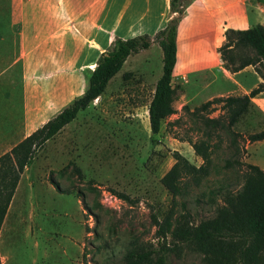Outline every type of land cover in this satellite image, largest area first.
I'll list each match as a JSON object with an SVG mask.
<instances>
[{
  "label": "rangeland",
  "instance_id": "374dc122",
  "mask_svg": "<svg viewBox=\"0 0 264 264\" xmlns=\"http://www.w3.org/2000/svg\"><path fill=\"white\" fill-rule=\"evenodd\" d=\"M24 8L22 4L12 10L16 18L10 25V29H16L12 38L6 33L5 26H9L2 16L8 8L0 5L2 94L4 98L17 96L23 83L29 92L33 79L45 82V78H62L60 100L65 105L83 91L100 45H109L103 41L99 45L98 41L107 42L108 38L97 35L96 44L91 45L93 42L85 36L87 21H50L46 31L24 30L23 16L19 17ZM32 8L37 14L40 6ZM40 23L45 25L35 21L33 28ZM112 24L114 30L116 22ZM11 47L17 65L7 73L5 53L10 48L11 54ZM204 52L206 59L211 57ZM22 59L27 60L23 77L17 68ZM246 68L254 69L250 64ZM248 70L236 76L237 82L217 72L208 85L192 87L189 101L187 75L176 72L172 78L174 112L160 122L157 133H151L147 105L161 74V53L154 42L129 54L101 93L47 139L23 168L0 224V264H124L122 253L126 247L154 244L151 216L160 217L171 201L170 192L159 178L173 162L172 152H179L194 164L201 161L189 142L181 140L196 134L192 129L196 124L190 121L184 106L192 109L215 95L248 91L254 83ZM10 75L14 78H8ZM37 86L36 92L47 98L57 92L50 84ZM57 87L59 92L60 85ZM217 112L215 109L211 114ZM175 119L178 121L173 122ZM262 127L264 106L255 103L232 126L241 135L238 141L243 160L254 162L250 156L252 141L244 135ZM230 152L223 135L211 153L208 174L188 194L177 197V212L182 210L179 201L184 199L194 220L213 213L210 192L223 179H236L231 170L222 167L223 158ZM112 190L127 194L132 201L118 198ZM196 196L200 198L198 202L193 200ZM165 264L207 263L200 252L179 244L168 250Z\"/></svg>",
  "mask_w": 264,
  "mask_h": 264
},
{
  "label": "trees",
  "instance_id": "16d2710c",
  "mask_svg": "<svg viewBox=\"0 0 264 264\" xmlns=\"http://www.w3.org/2000/svg\"><path fill=\"white\" fill-rule=\"evenodd\" d=\"M182 2L168 1L172 14L152 36L145 33L124 38L115 36L106 48L98 52L83 91L0 154V224L20 173L36 150L101 93L130 53L147 48L152 42H157L161 48V74L154 83L147 105V118L150 132H158L160 122L174 112L175 88L171 72L175 63V36ZM223 36L225 41L218 48L222 66L229 72H235L250 64L262 80L247 92L215 95L192 109L184 106L190 121L196 124V128H192L196 134L193 138L187 136L181 140L189 142L201 161L194 164L179 152H172L173 162L159 178L170 192L171 201L160 217L151 216L156 241L147 246L126 247L122 253L124 264H165L168 250L179 244L200 252L207 264H264V170L241 158L242 149L238 141L241 135L232 130V126L252 108L251 97L264 90V26L256 23L245 28H226ZM215 109L218 112L212 115ZM223 135L231 152L223 158L222 167L231 170L236 179L220 181L208 195L213 213L194 220L184 199L179 201L182 210L177 212V197L188 194L190 188L198 185L208 174L211 153L219 146ZM244 138L248 141L263 139L264 127L246 133ZM112 191L118 198L132 201L127 194ZM193 200L198 202L200 198L196 196Z\"/></svg>",
  "mask_w": 264,
  "mask_h": 264
},
{
  "label": "crops",
  "instance_id": "0c3cea01",
  "mask_svg": "<svg viewBox=\"0 0 264 264\" xmlns=\"http://www.w3.org/2000/svg\"><path fill=\"white\" fill-rule=\"evenodd\" d=\"M168 1L0 0V5H6L8 8L7 13L2 16L9 26V28L5 26L6 33L11 35L12 38L16 36V29H10V25L12 26L16 19L12 14V10L23 4L26 8H24V14L19 13V17L21 15L22 19L23 16L24 30L27 28L31 32L34 29L37 33L41 29L46 31L48 29L46 25H49L50 21H87L85 36H88L87 39L93 42L91 45L96 44L97 35L100 38H108L107 42L104 39L98 41L100 45L102 41L110 44L115 36L124 38L143 33L152 36L159 28L164 26L166 20L172 14L169 10ZM36 4L40 6L37 14L32 8ZM28 6L30 7L28 8ZM35 21L45 22V25L40 23L33 28ZM112 21L116 22L114 30L112 29ZM256 23L264 26V0H183L182 12L179 16L175 36V63L171 72V82L176 72H179L182 76L187 75L188 88L190 89V92L187 93V101L193 96L192 87L208 85L217 76V72L222 75L226 73L228 77L237 82L236 76L250 69L245 66L238 71L229 72L222 66L218 48L225 41L223 32L226 28H245ZM151 44H154V42ZM156 44L159 53H161L160 46L157 42ZM102 45L104 44L100 45V51L104 49ZM24 48L23 46L22 52H24ZM13 49L15 50V48ZM204 51L209 52L211 57L206 59L203 56ZM10 52V48L6 49V53L3 52L7 54L5 64H9L4 70V72L7 70V73H10L11 69H16L17 65V62L16 64L14 62L17 59L14 56L15 51L12 50L11 54ZM21 61V67L20 62H18L19 67L17 68L21 69L19 72L22 76L27 60L23 62L22 59ZM36 63H39V61H36ZM13 65L15 66L13 67ZM248 71H250L248 73L253 78L252 82L255 86L260 81V77L257 76L254 69ZM10 77L12 75L8 76V78ZM60 80L63 79L45 78L43 79L45 82H42L41 79H33L31 81L33 87L29 89V92L25 88L26 84L23 83L22 91L15 94L17 95L15 97L4 98L0 88V154L64 106L62 100H60L63 97V83ZM49 84L55 86L57 90L55 95H49L51 98H47L48 95L44 96L41 92H36L39 90L37 85ZM58 85H60L59 92ZM243 92H247V90ZM251 102L263 107L264 90L251 97ZM41 117L42 119L39 120ZM250 144V156L254 161L252 163L259 165L264 170V138L252 141Z\"/></svg>",
  "mask_w": 264,
  "mask_h": 264
}]
</instances>
